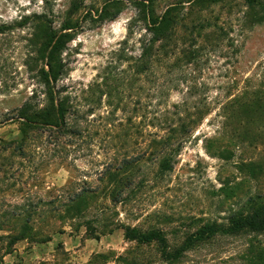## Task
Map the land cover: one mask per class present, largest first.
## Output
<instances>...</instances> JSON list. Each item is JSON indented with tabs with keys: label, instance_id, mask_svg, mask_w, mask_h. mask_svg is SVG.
<instances>
[{
	"label": "rangeland",
	"instance_id": "rangeland-1",
	"mask_svg": "<svg viewBox=\"0 0 264 264\" xmlns=\"http://www.w3.org/2000/svg\"><path fill=\"white\" fill-rule=\"evenodd\" d=\"M261 203L264 0H0V264H165L124 227L178 245Z\"/></svg>",
	"mask_w": 264,
	"mask_h": 264
},
{
	"label": "trees",
	"instance_id": "trees-1",
	"mask_svg": "<svg viewBox=\"0 0 264 264\" xmlns=\"http://www.w3.org/2000/svg\"><path fill=\"white\" fill-rule=\"evenodd\" d=\"M115 17V14L111 15ZM172 18L167 17L166 12L162 16L151 17L149 26L152 32H164V28L171 27ZM69 23H66L63 29H67ZM54 36L49 38V46L51 45ZM152 40H158L153 37ZM62 48V43L59 37L48 52L49 75L52 79H56L51 71L53 63L56 62L57 52ZM58 119H63L64 111L59 103L55 108ZM48 123L52 121L47 120ZM162 166L167 169L168 164L163 163ZM249 236L242 250V257L247 264H264V203L257 206H252L245 213H237L230 215L226 223L209 221L200 226L193 233L187 235L185 239L178 245L172 244L167 234L160 228L150 230H142L138 227L125 226L124 237L128 241H133L136 245L155 246L162 263L178 264L184 254L193 246L209 239H214L217 236ZM120 260H125L126 257H118Z\"/></svg>",
	"mask_w": 264,
	"mask_h": 264
}]
</instances>
